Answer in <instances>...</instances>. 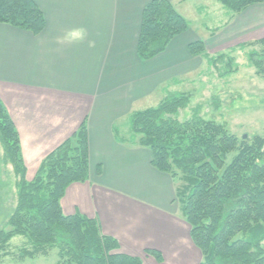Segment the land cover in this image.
<instances>
[{
  "label": "crops",
  "instance_id": "1",
  "mask_svg": "<svg viewBox=\"0 0 264 264\" xmlns=\"http://www.w3.org/2000/svg\"><path fill=\"white\" fill-rule=\"evenodd\" d=\"M33 1L45 18L40 34L0 24V100L18 132L26 178L85 122L88 180L67 187L63 214L97 220L121 253L142 264H200L174 179L151 166L150 151L129 129L133 113L202 68L204 58L188 51L199 39L188 28L163 53L141 61L142 11L152 0ZM168 1L185 18L192 0ZM226 18L214 31L219 35L211 34L212 54L264 38V4ZM145 250L160 252L163 261Z\"/></svg>",
  "mask_w": 264,
  "mask_h": 264
},
{
  "label": "trees",
  "instance_id": "2",
  "mask_svg": "<svg viewBox=\"0 0 264 264\" xmlns=\"http://www.w3.org/2000/svg\"><path fill=\"white\" fill-rule=\"evenodd\" d=\"M217 2L234 14L264 4V0ZM0 24L38 35L45 18L33 0H0ZM188 28V21L170 1L152 0L142 11L139 59L160 55ZM242 47L251 49L247 60L264 77V38ZM188 51L214 68L222 63L221 78L237 72L229 54L211 56L201 40L191 43ZM189 100L185 93L170 94L157 107L133 113L130 135L150 151L155 170L178 180L176 201L201 252L200 264H264V138L238 140L223 125L201 118L197 110L189 120L174 119ZM0 144V166L10 164L17 178L12 207L13 194L9 185H3L5 174L0 168V217L6 219L0 228V253L13 238L21 237L26 248L20 251V260L47 256L56 249V264H142L141 259L121 253L118 242L102 234L97 220L62 212L60 200L67 187L88 180L85 122L42 160L31 182L25 178L18 132L1 101ZM145 254L163 261L158 251L145 250Z\"/></svg>",
  "mask_w": 264,
  "mask_h": 264
},
{
  "label": "rangeland",
  "instance_id": "3",
  "mask_svg": "<svg viewBox=\"0 0 264 264\" xmlns=\"http://www.w3.org/2000/svg\"><path fill=\"white\" fill-rule=\"evenodd\" d=\"M203 4L206 8L201 9L198 0L196 3L192 0L183 11L191 29L190 35L205 41L206 52L211 56L220 53L229 54L234 60L237 72L221 78L219 72L223 71L220 69H223L224 65L219 62L217 68H214L204 59L202 68L196 73H191L181 86L174 91L170 89L169 92L166 90L167 93L166 91L157 93L144 108L157 107L170 94L185 93L190 96L189 103L185 109L179 110L178 114L173 117L179 122L191 119L197 110L201 118L223 125L238 140H242L243 137L251 140L254 136L264 138V77L258 76L247 60V53L251 49L242 46L250 42H235L226 50L212 54L211 50L215 49L217 43L212 42L211 34L218 36L219 34H215L214 31L223 26L227 20L226 15L234 13L224 8L217 0H203ZM2 157L3 148L0 144V159ZM0 168L5 174L1 177L4 181L3 185L7 187L9 185L12 191L13 202L9 201V203L12 202V207H14L17 178L10 164L1 165ZM33 179L26 178V181L31 182ZM174 184H179L178 180H175ZM9 203L5 205L9 206ZM5 221L6 219L0 217V228L3 227ZM25 246L26 242L23 238H13L6 251L0 253V264H56V249H51L47 256L20 260L19 253L26 248Z\"/></svg>",
  "mask_w": 264,
  "mask_h": 264
},
{
  "label": "water",
  "instance_id": "4",
  "mask_svg": "<svg viewBox=\"0 0 264 264\" xmlns=\"http://www.w3.org/2000/svg\"><path fill=\"white\" fill-rule=\"evenodd\" d=\"M243 139H246V137H243Z\"/></svg>",
  "mask_w": 264,
  "mask_h": 264
}]
</instances>
